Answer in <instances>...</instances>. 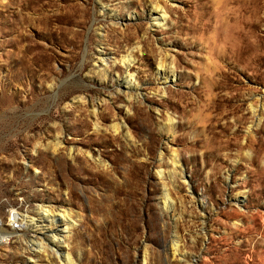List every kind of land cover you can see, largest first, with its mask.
I'll use <instances>...</instances> for the list:
<instances>
[{"label": "rangeland", "instance_id": "obj_1", "mask_svg": "<svg viewBox=\"0 0 264 264\" xmlns=\"http://www.w3.org/2000/svg\"><path fill=\"white\" fill-rule=\"evenodd\" d=\"M53 251L264 264V0H0V264Z\"/></svg>", "mask_w": 264, "mask_h": 264}, {"label": "bare ground", "instance_id": "obj_2", "mask_svg": "<svg viewBox=\"0 0 264 264\" xmlns=\"http://www.w3.org/2000/svg\"><path fill=\"white\" fill-rule=\"evenodd\" d=\"M155 8H157V9H160L161 11H162V15H161V12H160V14L159 15H161L160 16V18H159V20H161V21H165V16H164V14H165V10H162V7L161 6H159V4L158 5H156V7ZM156 9V10H157ZM164 9V8H163ZM159 11V10H158ZM157 12V11H156ZM163 21V23L162 22H160V23H162V24H164L165 22ZM157 25H158V22H157ZM130 62L131 61V58L129 57L128 59H125L124 60V62ZM161 67H165V64H161ZM164 71V70H163ZM166 78V77H165ZM57 145H59L58 144V142H57ZM177 161V160H176ZM69 216V215H68ZM68 216L64 213V214H59V215H57V214H53L52 212H50L49 210H47L44 214H43V216H42V218H43V221H45L46 222V224L45 225H40L39 227L38 226H34V230L35 231H32L33 233H34V235H36L35 233H39V232H37L38 230L40 231V233H42V232H48V233H50V234H48V235H44L45 237H46V240H47V242L49 243V244H55V243H57L58 241H59V236L61 235V233H59L58 235H57V233H51V231H48L49 230V228H51L52 226H55V224L58 222V220L60 221H62L63 223L62 224H66L64 227H63V229H62V231L60 230V232H65V231H67L68 230V228H69V218H68ZM60 218V219H59ZM36 227H38V228H36ZM54 229V228H53ZM56 230V229H55ZM11 233V232H10ZM39 236V235H38ZM43 236V237H44ZM4 238V237H3ZM33 238H36L35 236H33ZM39 239V238H38ZM42 240H43V238H41ZM4 240V239H3ZM36 240V239H35ZM37 241V240H36ZM2 242V241H1ZM36 244V246L38 247V249L40 250V251H44L45 250V248H47V245H45L43 242H37V243H35ZM51 247V246H50ZM52 250H54V249H52ZM54 253H55V255L57 256V257H59V258H62V260H63V262H64V264H72V258H71V256H70V254L67 252V253H60V254H58L56 251H53ZM55 256V257H56ZM58 258V259H59Z\"/></svg>", "mask_w": 264, "mask_h": 264}, {"label": "built area", "instance_id": "obj_3", "mask_svg": "<svg viewBox=\"0 0 264 264\" xmlns=\"http://www.w3.org/2000/svg\"><path fill=\"white\" fill-rule=\"evenodd\" d=\"M21 226V221L18 217L14 216L13 221L9 223L10 230H18Z\"/></svg>", "mask_w": 264, "mask_h": 264}]
</instances>
